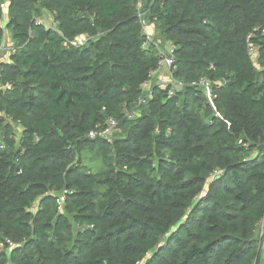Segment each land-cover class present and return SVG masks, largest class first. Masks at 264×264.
I'll list each match as a JSON object with an SVG mask.
<instances>
[{"label":"trees","instance_id":"obj_1","mask_svg":"<svg viewBox=\"0 0 264 264\" xmlns=\"http://www.w3.org/2000/svg\"><path fill=\"white\" fill-rule=\"evenodd\" d=\"M138 3L182 86L143 90L159 58ZM6 16L0 264L260 263L264 0H7ZM108 118L110 139L88 136Z\"/></svg>","mask_w":264,"mask_h":264},{"label":"built area","instance_id":"obj_2","mask_svg":"<svg viewBox=\"0 0 264 264\" xmlns=\"http://www.w3.org/2000/svg\"><path fill=\"white\" fill-rule=\"evenodd\" d=\"M6 4H7V0H2L0 2V8L3 10V17L0 20V26L2 28V36L0 38V62H2L1 60V56H2V52L7 51L9 53V55L14 51V45L12 43V41H9L7 36V32L5 31V21H6ZM145 12L141 10V4L138 3L137 4V16L139 18V22L141 25V35H143V46H149L150 44L155 46L156 49L158 50V62L156 64V69L149 72L148 73V79L142 83V88L144 91H146V94H150V85L152 82V79L155 77L156 79V84L161 87V88H165L167 86L168 82H174L176 85L178 86H182V83L180 81H176L173 79L172 77V64L174 62V58H173V53H174V45L172 43L169 42H165V44L162 46V41H160V39H155L152 31L151 33L149 32V28H151V25L149 24V22L147 21V19L144 16ZM37 23H43L48 27L51 26H55V23L52 21L49 23V21H46L42 18L37 19L36 20ZM150 25V26H149ZM262 32L264 33V30H262ZM250 37V36H249ZM248 37V38H249ZM87 40V37L85 35H81L75 38V40L72 41H66V43H70L72 45H82L85 41ZM248 54L251 57V59L254 62H257V57H258V47L256 45H254L253 43H249L248 45ZM160 70H165V78L163 79L162 77L159 76V71ZM193 85L195 84H199L201 86H203V88L207 91V96L209 98H211V93L209 90V86H210V82L204 78H201L198 82H192ZM6 87H9V85L7 84ZM3 88V86L0 83V90ZM172 93V90H169V94ZM144 99V97L142 96V98L139 99L138 103L140 104L142 102V100ZM131 114L128 113V116H130ZM117 126V121L113 118H108L105 122L104 127L101 128H96V129H92L90 130V132L88 133L89 137H95V136H102L105 137L107 139H110L112 133L115 131ZM64 198V192H62L59 197L57 198V204L59 207H61L62 205V201ZM261 230V234L259 233V235H263L264 231L262 229ZM7 249L11 248L13 246V243L10 240H6L5 244ZM1 248H3V245H0Z\"/></svg>","mask_w":264,"mask_h":264},{"label":"crops","instance_id":"obj_3","mask_svg":"<svg viewBox=\"0 0 264 264\" xmlns=\"http://www.w3.org/2000/svg\"><path fill=\"white\" fill-rule=\"evenodd\" d=\"M6 16V15H5ZM7 17V16H6ZM9 58V53L7 51H4L2 52V56H1V60L4 61V60H8ZM159 76L162 77L163 79L165 78V70H160L159 71ZM264 239V238H263ZM263 243H264V240H263ZM262 243V245H263ZM262 254H264V247H261V256ZM259 264H264V259H261L260 263Z\"/></svg>","mask_w":264,"mask_h":264},{"label":"rangeland","instance_id":"obj_4","mask_svg":"<svg viewBox=\"0 0 264 264\" xmlns=\"http://www.w3.org/2000/svg\"><path fill=\"white\" fill-rule=\"evenodd\" d=\"M42 19L47 20V19H46V14L43 15ZM149 26H150V25H149ZM151 28H153V27L151 26ZM151 28H149V32H150V33H151ZM152 34H153V32H152ZM153 36H154V34H153ZM7 38H8V36H7ZM155 39H158V38H155ZM114 132H115V131H114ZM259 233L261 234V230H259ZM263 240H264V239H263ZM261 247H264V243H263V245H262ZM261 259H264V254H262Z\"/></svg>","mask_w":264,"mask_h":264}]
</instances>
